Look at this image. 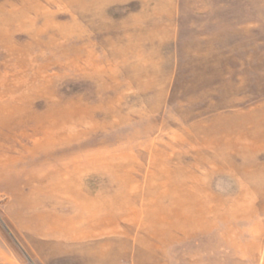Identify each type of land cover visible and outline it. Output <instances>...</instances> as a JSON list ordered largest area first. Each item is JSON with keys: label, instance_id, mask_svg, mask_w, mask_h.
<instances>
[{"label": "rangeland", "instance_id": "rangeland-1", "mask_svg": "<svg viewBox=\"0 0 264 264\" xmlns=\"http://www.w3.org/2000/svg\"><path fill=\"white\" fill-rule=\"evenodd\" d=\"M0 7L26 12L0 39V104L20 109L0 124V264H264V0ZM84 201L177 223L83 236Z\"/></svg>", "mask_w": 264, "mask_h": 264}, {"label": "bare ground", "instance_id": "bare-ground-1", "mask_svg": "<svg viewBox=\"0 0 264 264\" xmlns=\"http://www.w3.org/2000/svg\"><path fill=\"white\" fill-rule=\"evenodd\" d=\"M9 17H11V19L14 18V21H16V22H23L24 21V18L26 17V12H22V13H19L17 15V12L16 11H10V13L7 14L6 12H2L1 11V7H0V39L1 38L5 39V37H8V33L5 30V26H8L9 25L8 22H9V20H11ZM19 112H20V109H17L15 107H11L10 105H7V104H0V114H2V116H0V124L1 125L2 124L5 125V123H7L9 121V118L16 116V114L19 113ZM17 116H19V115L17 114ZM39 119H40V117H39ZM36 131L37 130H34V133ZM49 135L50 134H49L48 131H44V136L48 137ZM130 166L131 165L128 164V163H123L118 168H120V169L122 168L125 171V173H126L128 171V168ZM64 172H66V171H64ZM152 184L151 185L148 184L149 186L147 188L146 194L151 191L152 193H155V195L153 196L154 198L163 197L166 194V192L168 191V188L165 185L166 183H163V184L162 183H152ZM138 187H139L138 184H136V183L128 180L125 184H123V187H122V191H123L122 192V195H123V197H129L130 196V198H131L133 192L136 193V192H138L140 190V189H137ZM54 188L56 190H58V192L59 191L61 192L60 189H64L65 191H68V189H70V186L63 185V184L61 186V185H58L57 184V185L54 186ZM169 201H170V205L168 207L169 209L167 210V212H173V214H175L176 213L175 211H176L177 206H178L177 205L178 203H177L176 197L171 195L169 197ZM82 205H83V208L87 211V214H86V216L82 220H80L79 223L80 224L87 225V229H89L87 231H90V232H84V233L82 231H80V232H82L81 234L83 236H90V235L93 234V230H97L98 231V229L101 232L105 233V234L106 233H112V232H114L115 226H113V225L120 219L121 215H127L126 218L128 220H132L133 221V220H136V218L138 217V214L139 215L140 214H143V212L145 214V212H146V219L147 220H144V222H143L145 224V227H150L153 224V222L154 223L158 222L159 224L160 223H162V224H168V229H169V226H173V225L175 226V222L177 223V221L174 220L175 217L174 218L171 217L172 219L170 220L168 218H165L166 216H164V213L161 214V211H159V207L157 206L158 203L156 201H155V203H153L151 201L150 202L149 201H147V202L146 201H143L142 207L139 210L132 209V207L127 208L125 206V208H127L128 211H130V212L121 210V213L116 214V215L103 214L102 216H99V215H97L95 213H92V211H96L97 212L96 207L94 206V204H90V202L84 201V203ZM116 211H117V209H116ZM112 212H114V211H112ZM173 214H172V216H173ZM73 219H74V216L72 218H70L69 221H73ZM177 219H179L178 220L179 224H186L187 225V224H190L191 223V225L192 224L194 225L193 227H196V225L201 222V220H199L195 224L193 222V220L191 222L190 219H188L187 216L182 215L180 213H178V218ZM146 222H148L150 224L147 225ZM178 229H181L183 232L187 233L192 228H189L187 226H182V227H179ZM149 231H151V233H153L154 235L157 234V230L155 228H151ZM63 236H65V234ZM101 236H102V234H101Z\"/></svg>", "mask_w": 264, "mask_h": 264}]
</instances>
